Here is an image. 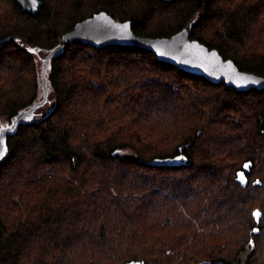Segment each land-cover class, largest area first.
Wrapping results in <instances>:
<instances>
[{"label": "trees", "instance_id": "1", "mask_svg": "<svg viewBox=\"0 0 264 264\" xmlns=\"http://www.w3.org/2000/svg\"><path fill=\"white\" fill-rule=\"evenodd\" d=\"M40 1L32 13L0 0V122L36 109L45 75L32 49L49 52L55 98L4 134L0 264H234L246 245V264H264V89L212 83L135 45L61 47L105 10L140 36L187 28L264 76V0ZM158 157L179 162L148 163Z\"/></svg>", "mask_w": 264, "mask_h": 264}, {"label": "water", "instance_id": "2", "mask_svg": "<svg viewBox=\"0 0 264 264\" xmlns=\"http://www.w3.org/2000/svg\"><path fill=\"white\" fill-rule=\"evenodd\" d=\"M15 1L24 11L32 13H36L41 5L40 0H36L35 4H33V0ZM124 25H127V28H124ZM63 40L64 43L61 44V47L65 43H83L96 48L110 45H135L151 50L161 62L203 76L212 83L224 82L226 86L233 87L238 91H248L252 88L264 89L263 75L241 70L233 59L224 58L217 48H209L200 40L191 38L187 28L166 37L140 36L134 32L131 20H118L109 12L102 10L77 22L71 30L63 35ZM39 104L40 102H37L35 108ZM33 111L34 108H31L23 113L28 114ZM178 162L179 158L177 157H158L148 163L155 166H172ZM251 164L250 161L245 162L243 167L236 172V180L242 186L248 185L247 172L250 171ZM241 174H243L244 182H241ZM253 215L259 222L262 211L255 209Z\"/></svg>", "mask_w": 264, "mask_h": 264}, {"label": "rangeland", "instance_id": "3", "mask_svg": "<svg viewBox=\"0 0 264 264\" xmlns=\"http://www.w3.org/2000/svg\"><path fill=\"white\" fill-rule=\"evenodd\" d=\"M32 50L38 62L39 69H41V73L43 71L44 72L43 75H45L44 77H42V79H40V91H39V97H38L39 98L38 102H40V104L38 105V107H36V109H34L32 113H28V114L22 113L21 115H24V114L25 115L24 116L16 115L14 118L13 117L5 118L3 121L0 122V129H2V131H0V147L2 148L5 147L4 134L7 129H10L15 124L21 121L39 120L48 111V109H50L54 105V102H55L53 91L49 84V79H48L50 65L48 63L47 65H45L46 67L44 66V63H45L44 60L47 57H49V52L44 49H40V51L35 50V49H32ZM252 250L253 249L251 246L246 245L240 250L241 251L240 253H237V255L235 254L236 255L235 259L231 260V262L234 264H246L249 260V256L251 255ZM212 260L214 259L212 258L211 260H204V261H207V263H211Z\"/></svg>", "mask_w": 264, "mask_h": 264}, {"label": "snow or ice", "instance_id": "4", "mask_svg": "<svg viewBox=\"0 0 264 264\" xmlns=\"http://www.w3.org/2000/svg\"><path fill=\"white\" fill-rule=\"evenodd\" d=\"M36 3V0H33V4ZM124 28H127V25H124ZM0 131H2V129H0ZM4 149L0 148V157H2L4 155ZM245 167H247V165H245ZM241 182H244V177L243 174H241L240 176Z\"/></svg>", "mask_w": 264, "mask_h": 264}, {"label": "flooded vegetation", "instance_id": "5", "mask_svg": "<svg viewBox=\"0 0 264 264\" xmlns=\"http://www.w3.org/2000/svg\"><path fill=\"white\" fill-rule=\"evenodd\" d=\"M252 239H250V243H251ZM251 246V245H250Z\"/></svg>", "mask_w": 264, "mask_h": 264}]
</instances>
